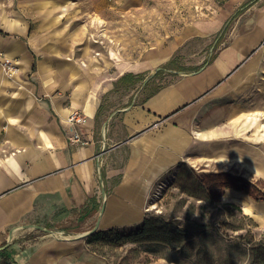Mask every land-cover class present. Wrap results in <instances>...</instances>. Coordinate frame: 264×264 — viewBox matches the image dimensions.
<instances>
[{
    "label": "crops",
    "instance_id": "crops-1",
    "mask_svg": "<svg viewBox=\"0 0 264 264\" xmlns=\"http://www.w3.org/2000/svg\"><path fill=\"white\" fill-rule=\"evenodd\" d=\"M65 1L0 0V51L19 68L0 69V264H105L89 235L141 225L154 183L196 158L238 156L264 182V0L233 21L191 12L135 58L126 37L79 44L66 19L84 0ZM242 209L264 224V202ZM200 236L188 263L221 264Z\"/></svg>",
    "mask_w": 264,
    "mask_h": 264
},
{
    "label": "rangeland",
    "instance_id": "rangeland-1",
    "mask_svg": "<svg viewBox=\"0 0 264 264\" xmlns=\"http://www.w3.org/2000/svg\"><path fill=\"white\" fill-rule=\"evenodd\" d=\"M70 1L77 0L65 2ZM255 1L84 0L74 3L79 17L68 16L66 24L83 33L79 44L93 41L92 37L100 38L98 44L102 39L118 43L115 38L126 37L131 46L128 55L135 58L144 48L141 44L150 45L161 34L174 31L191 12L215 10L229 13L233 21ZM88 29L95 34L87 38ZM111 100L113 105L121 104ZM233 158L219 153L211 160L196 158L180 165L154 183L141 225L89 235L88 250L105 264H189V246L199 234L202 246L221 253V264H264V224L256 225L242 209L247 201L264 202V182L248 177Z\"/></svg>",
    "mask_w": 264,
    "mask_h": 264
},
{
    "label": "built area",
    "instance_id": "built-area-1",
    "mask_svg": "<svg viewBox=\"0 0 264 264\" xmlns=\"http://www.w3.org/2000/svg\"><path fill=\"white\" fill-rule=\"evenodd\" d=\"M0 69L5 72L8 76H12L15 73L18 72L19 68L14 64L10 58H8L3 52L0 51ZM67 120L73 125V126H80L85 118L84 114L79 112L78 110L73 109L68 117ZM69 141L72 144H80V145H86L88 143V140L82 136V134L75 129L74 132L69 137Z\"/></svg>",
    "mask_w": 264,
    "mask_h": 264
},
{
    "label": "bare ground",
    "instance_id": "bare-ground-1",
    "mask_svg": "<svg viewBox=\"0 0 264 264\" xmlns=\"http://www.w3.org/2000/svg\"><path fill=\"white\" fill-rule=\"evenodd\" d=\"M196 134L198 135V133H196ZM160 192H161V189L158 190V192H157L156 195L160 194ZM151 208H154V207H151ZM245 210H246V212H250V209L249 208H245Z\"/></svg>",
    "mask_w": 264,
    "mask_h": 264
},
{
    "label": "trees",
    "instance_id": "trees-1",
    "mask_svg": "<svg viewBox=\"0 0 264 264\" xmlns=\"http://www.w3.org/2000/svg\"><path fill=\"white\" fill-rule=\"evenodd\" d=\"M108 231H110V230H108ZM95 233H97V234H95ZM98 233H100V231H95V232L92 233L90 236L93 237V236H95V235H98Z\"/></svg>",
    "mask_w": 264,
    "mask_h": 264
},
{
    "label": "water",
    "instance_id": "water-1",
    "mask_svg": "<svg viewBox=\"0 0 264 264\" xmlns=\"http://www.w3.org/2000/svg\"><path fill=\"white\" fill-rule=\"evenodd\" d=\"M95 230H96V228H95V229H93V231H95ZM93 231H92V232H93ZM3 248H4V246L0 247V249H3Z\"/></svg>",
    "mask_w": 264,
    "mask_h": 264
}]
</instances>
